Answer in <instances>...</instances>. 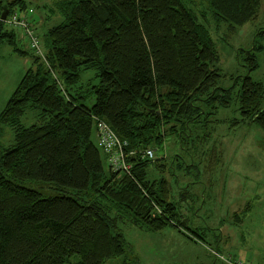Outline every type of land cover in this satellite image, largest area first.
Segmentation results:
<instances>
[{
	"label": "trees",
	"instance_id": "obj_1",
	"mask_svg": "<svg viewBox=\"0 0 264 264\" xmlns=\"http://www.w3.org/2000/svg\"><path fill=\"white\" fill-rule=\"evenodd\" d=\"M207 1L232 31L256 19L263 4ZM29 8V0H0V44L32 61L0 114L14 130L0 156V264H65L74 255L77 264H105L126 252L121 224L186 227L169 181L150 179L148 169L167 160L157 149L170 133L231 104V88L218 86L220 56L209 30L183 0H74L63 8L66 21L48 30L41 56L31 43L19 47L8 22ZM248 60L257 67L252 54ZM87 70L96 71V83H81ZM85 93L96 95L92 107ZM238 97L243 118L264 132V83L246 76ZM28 109L39 111V123L23 125ZM99 120L128 142L129 171L105 168L108 156L93 139ZM29 179L55 182L69 195L46 197L15 182Z\"/></svg>",
	"mask_w": 264,
	"mask_h": 264
},
{
	"label": "rangeland",
	"instance_id": "obj_2",
	"mask_svg": "<svg viewBox=\"0 0 264 264\" xmlns=\"http://www.w3.org/2000/svg\"><path fill=\"white\" fill-rule=\"evenodd\" d=\"M71 1L29 0L27 13L12 15L19 21L12 24L17 26L19 47L31 50V38L25 36L30 31L44 54L48 30L66 21L63 8ZM183 3L210 32L220 56L218 86L231 88V104L219 107L202 124L170 133L165 145L157 149V155L164 154L167 160L148 169L150 179L169 181L171 199L186 227L169 225L153 231L121 224L128 242L126 252L105 264H264V132L257 122L243 118L238 97L246 76L264 83V0L258 17L235 31L229 22L215 17L207 0ZM250 54L257 63L252 70ZM31 65L29 57L18 55L8 43L0 44V114ZM95 76L94 70L84 71L81 83H96ZM84 95L85 104L92 107L96 95ZM39 119L38 110L28 109L21 122L30 126ZM13 143V128L0 123V156ZM103 158L108 169L109 162ZM15 182L46 197L69 195L68 189L55 182ZM186 191L189 196L183 199L181 193ZM79 260L74 255L65 264Z\"/></svg>",
	"mask_w": 264,
	"mask_h": 264
},
{
	"label": "built area",
	"instance_id": "obj_3",
	"mask_svg": "<svg viewBox=\"0 0 264 264\" xmlns=\"http://www.w3.org/2000/svg\"><path fill=\"white\" fill-rule=\"evenodd\" d=\"M14 18L15 17L8 20L10 25L19 22ZM27 35L31 38L32 49L35 50L39 55L44 56L41 51L39 39L34 37L33 33L30 31L27 33ZM97 135L98 145L107 154L108 162L112 168L114 170L129 171L131 169V165L125 162V154L123 151L124 147L128 145V142L119 138L114 130H112L111 126L103 120H99L97 122ZM146 154L151 158L155 156V152L153 150H148Z\"/></svg>",
	"mask_w": 264,
	"mask_h": 264
},
{
	"label": "water",
	"instance_id": "obj_4",
	"mask_svg": "<svg viewBox=\"0 0 264 264\" xmlns=\"http://www.w3.org/2000/svg\"><path fill=\"white\" fill-rule=\"evenodd\" d=\"M8 17V11L6 10L3 14V20H6Z\"/></svg>",
	"mask_w": 264,
	"mask_h": 264
},
{
	"label": "crops",
	"instance_id": "obj_5",
	"mask_svg": "<svg viewBox=\"0 0 264 264\" xmlns=\"http://www.w3.org/2000/svg\"><path fill=\"white\" fill-rule=\"evenodd\" d=\"M95 137H96V139H97L96 141L98 142V135H97V133H96V136H95ZM97 142H96V143H97Z\"/></svg>",
	"mask_w": 264,
	"mask_h": 264
}]
</instances>
